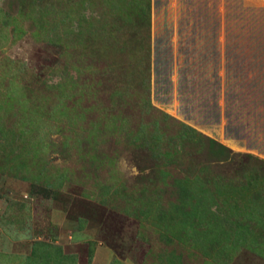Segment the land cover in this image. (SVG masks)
<instances>
[{
    "label": "rangeland",
    "instance_id": "obj_1",
    "mask_svg": "<svg viewBox=\"0 0 264 264\" xmlns=\"http://www.w3.org/2000/svg\"><path fill=\"white\" fill-rule=\"evenodd\" d=\"M0 264H264V0H0Z\"/></svg>",
    "mask_w": 264,
    "mask_h": 264
},
{
    "label": "trees",
    "instance_id": "obj_2",
    "mask_svg": "<svg viewBox=\"0 0 264 264\" xmlns=\"http://www.w3.org/2000/svg\"><path fill=\"white\" fill-rule=\"evenodd\" d=\"M158 127H159V125H156L155 131L150 133V135L147 136V137L143 136L141 141L137 138V136L134 135L135 144H136L137 141H139L138 146L152 149V145H154L156 148H153L152 150L161 149L160 148L161 144L159 143L161 140H160V135H159V132H158ZM181 130H185L189 134L193 132L191 129H188V128L184 127V126H181ZM169 143L172 146H174V143H175L174 139L171 138ZM215 148H217V149H219L221 151L224 150L220 146H216ZM180 181H182L181 178L174 179V181H173V185L174 186H172V187L174 188L173 192H174V194L176 196V199L180 200V201H184V200H187L188 196L190 195V190H189V188L181 185Z\"/></svg>",
    "mask_w": 264,
    "mask_h": 264
}]
</instances>
